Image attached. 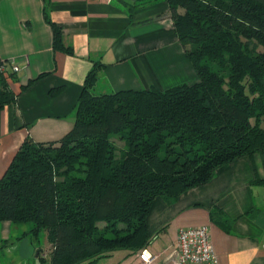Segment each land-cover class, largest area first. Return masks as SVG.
Wrapping results in <instances>:
<instances>
[{
  "label": "trees",
  "instance_id": "1",
  "mask_svg": "<svg viewBox=\"0 0 264 264\" xmlns=\"http://www.w3.org/2000/svg\"><path fill=\"white\" fill-rule=\"evenodd\" d=\"M166 1L158 18H172L196 80L95 94L105 66L95 62L72 129L58 141L26 138L0 179V221L44 231L45 264L141 252L157 197L176 200L244 156L260 155L264 167V0ZM46 19L55 48L73 54ZM15 100L0 72V110ZM210 214L228 230L220 210Z\"/></svg>",
  "mask_w": 264,
  "mask_h": 264
},
{
  "label": "crops",
  "instance_id": "2",
  "mask_svg": "<svg viewBox=\"0 0 264 264\" xmlns=\"http://www.w3.org/2000/svg\"><path fill=\"white\" fill-rule=\"evenodd\" d=\"M169 10L166 0H0V56L16 93L0 110V179L26 138L58 141L72 129L95 62L105 65L92 89L97 94L194 82L196 72L172 18H158ZM46 15L63 29L73 54L55 48ZM258 178H264L262 158L244 156L176 200L157 197L146 248L157 256L155 264H168L177 254L180 228L204 225L219 264H264V186L255 184ZM213 209L230 220L228 230L211 218ZM30 231L0 221V264H40L50 256L47 234L43 245ZM117 252L91 264H142L140 252Z\"/></svg>",
  "mask_w": 264,
  "mask_h": 264
},
{
  "label": "built area",
  "instance_id": "3",
  "mask_svg": "<svg viewBox=\"0 0 264 264\" xmlns=\"http://www.w3.org/2000/svg\"><path fill=\"white\" fill-rule=\"evenodd\" d=\"M6 70V63L0 56V72ZM178 252L171 256L168 264H219L210 239L209 228L204 225L180 228L178 231ZM142 264H155L157 256L144 249L140 252Z\"/></svg>",
  "mask_w": 264,
  "mask_h": 264
},
{
  "label": "rangeland",
  "instance_id": "4",
  "mask_svg": "<svg viewBox=\"0 0 264 264\" xmlns=\"http://www.w3.org/2000/svg\"><path fill=\"white\" fill-rule=\"evenodd\" d=\"M175 84H177V83H175ZM175 84H174V85H175ZM172 85H173V84H172ZM172 85H170V86H172ZM95 94H97V93H95ZM24 225H27V227H29V229H32V225H31V224L27 223V224H24ZM29 233H31V232H29ZM45 235H46L45 232L42 231V232L37 236V237L39 238V240H40V241H39L40 244H43V245H44V244L46 243V241H45ZM124 251H126V250H118L117 253H121V252H124ZM40 264H45V263H43V262L41 263V262H40Z\"/></svg>",
  "mask_w": 264,
  "mask_h": 264
}]
</instances>
